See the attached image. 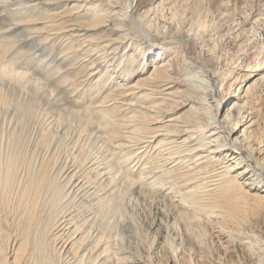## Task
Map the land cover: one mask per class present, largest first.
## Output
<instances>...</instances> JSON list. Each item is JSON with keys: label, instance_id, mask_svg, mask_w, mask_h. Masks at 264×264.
I'll use <instances>...</instances> for the list:
<instances>
[{"label": "bare ground", "instance_id": "obj_1", "mask_svg": "<svg viewBox=\"0 0 264 264\" xmlns=\"http://www.w3.org/2000/svg\"><path fill=\"white\" fill-rule=\"evenodd\" d=\"M200 1L0 0V264H264V48L186 54Z\"/></svg>", "mask_w": 264, "mask_h": 264}, {"label": "rangeland", "instance_id": "obj_2", "mask_svg": "<svg viewBox=\"0 0 264 264\" xmlns=\"http://www.w3.org/2000/svg\"><path fill=\"white\" fill-rule=\"evenodd\" d=\"M209 1L210 0H201L200 3L197 2L195 5L192 6L194 8L193 11L195 13L204 12L203 14L205 15L207 14L206 15L207 17L213 18L216 20L217 19L216 12L211 11L208 14V11H210ZM236 1L235 3H236L237 9H236L234 19L230 17L231 15L226 18H223L222 20L221 18L217 19L216 22L218 21L217 22L218 24L216 23L215 25L216 30L214 31V35L210 39H207L206 41H204L205 43L203 42L200 47L198 45H192L191 43H182L183 51L190 56H198L200 54L206 53L209 50L208 52L211 51L212 54L214 53L213 56L214 55L215 57L217 56L214 60L216 61L219 60L218 65L222 67L223 65H226L227 63H229L227 61H230L231 58H232L231 60H235L236 58L241 57V58H244L245 62H247V60L251 58V54H252L251 52L253 50V45L259 44V46L261 45L262 48H264V22L262 21H256L252 23V25H249L248 28L240 32L239 35H235L234 32H236V29L238 28V26L241 23H243L244 20H248L250 17L249 14H251L253 10L256 8L255 4H253V2H251L250 0H247V1L246 0H236ZM206 8L208 9L206 10ZM180 12H181L180 7L169 5V4L165 5L162 10L155 13L154 20L153 22H151V25L149 27L150 30L156 33L158 30H160V27H161V29L166 33V35H173L175 37H180L179 36V34H181L180 32L186 29L185 25H188V24H185L187 22L183 23L180 20ZM229 26L232 28L231 30L232 32L230 31V33H227V34L224 33L225 29L227 27L229 28ZM158 40H160V38L155 37V40H152V42L158 43L159 42ZM6 46H8V43L4 45V47ZM213 63L208 62V64H211V65H213ZM257 90L259 93V102L261 106L263 107L262 109L264 111V80L259 83V87ZM0 126H4V127H0V142H1L0 150L2 149V151H0V155H3L4 157L6 152H3L4 151L3 143H5V141L4 142L2 141L6 139L5 134L7 135L6 131L8 128L6 125L1 124V122H0ZM3 128L4 129L6 128L5 134L3 133L4 131ZM1 134H3L4 137ZM28 143L26 144L27 147H28ZM1 157L2 156H0V158ZM19 172L17 173L18 175H19Z\"/></svg>", "mask_w": 264, "mask_h": 264}]
</instances>
